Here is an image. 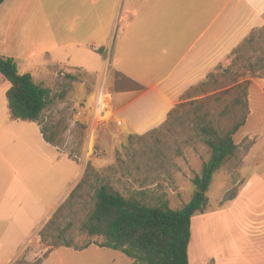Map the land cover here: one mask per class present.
I'll use <instances>...</instances> for the list:
<instances>
[{"label": "rangeland", "instance_id": "1", "mask_svg": "<svg viewBox=\"0 0 264 264\" xmlns=\"http://www.w3.org/2000/svg\"><path fill=\"white\" fill-rule=\"evenodd\" d=\"M99 3L100 0H70L63 7L58 2L56 9L63 11L59 20L60 38L67 40L73 34L84 37V27L89 25L93 10L102 8ZM128 5L127 0L119 3L105 45L109 51L106 57L92 56L87 69L91 73L79 68L69 70L77 75L75 81L64 77L68 73L64 68L33 70L38 68V60L27 62L24 58L34 47L27 31L22 44L10 42L7 52L20 56L16 60L18 72L25 73L26 69L33 75L36 72L34 81L49 88L52 97L37 123L13 120L5 98L9 82L0 74V165L4 158L19 174L25 175L29 197L24 235L35 232L36 222L44 217V212L59 200L55 210L61 206L80 181L82 186L62 208L57 228L47 233L46 242L37 239L25 245L20 236V242L0 243V264H5L10 254L19 249L22 253L15 264H129V258L122 252L100 247V237H90L79 230L81 221L93 207L94 189L105 184L110 191L130 199L140 197V191H144L149 204L165 200L172 209L182 208L196 191L191 179L200 174L202 163L211 156V149L204 142L206 135L200 130L202 126L211 128L219 137L234 123L247 118L246 124L233 135L235 153L212 176L206 193V211L223 207L228 202L225 197L238 190L245 175L264 170V25L246 35L226 61L216 66L204 86L199 84L190 89L184 101L170 111L158 128L141 135L132 134L129 140L126 133L112 127L113 116L90 133L94 92L103 83L110 91L114 90L117 78L109 53L114 57L116 44L129 33L128 23L117 22L119 13ZM41 6L47 8L49 0ZM216 6L203 5V27L212 19L211 12ZM52 7H55L53 3ZM67 15L71 29L68 27V32L61 35ZM72 22L75 24L71 25ZM10 39L13 40V33ZM123 84L132 86L127 81ZM40 128L50 142L41 136ZM81 169L82 174L74 181ZM5 175L0 172V186L7 182ZM10 180L14 178L10 176ZM29 198L38 205L30 203ZM60 229L64 232L55 240ZM66 239L71 240L69 247L63 242ZM54 240L57 244L49 246Z\"/></svg>", "mask_w": 264, "mask_h": 264}, {"label": "crops", "instance_id": "2", "mask_svg": "<svg viewBox=\"0 0 264 264\" xmlns=\"http://www.w3.org/2000/svg\"><path fill=\"white\" fill-rule=\"evenodd\" d=\"M44 1L3 0L0 4V55L15 61L20 59L7 51L10 42L22 44L27 31L34 47L24 58L27 62L38 60L34 71L64 68L69 72L79 68L90 72L87 69L92 64V56L106 57L109 52L105 45L121 0H100L102 8L93 10L89 25L84 27L85 36L73 34L67 40L60 38L59 20L63 11L57 10L56 5L61 1L66 7L70 0H49L45 9L41 6ZM127 1L129 5L119 13L117 22L128 23L129 33L116 44L114 57L109 53L112 68L142 87L141 90L111 91L112 127L127 136L141 135L162 125L170 111L184 101L185 92L213 74L216 66L226 61L253 28L264 25V0ZM204 4L217 5L205 27L201 21ZM69 20L67 15V25L62 26L61 35L68 32V27L71 29ZM12 33L13 40L10 39ZM99 48L103 49L100 53ZM24 71L33 75L27 69ZM43 74L48 76V73ZM247 99L249 104V94ZM246 122L247 118L241 127ZM2 160L5 163H1L0 172L6 174L7 182L0 186V243H17L21 236L26 245L40 239L38 231L60 200L43 213L44 217L36 222V231L26 237L23 231L27 226L29 193L25 175ZM81 174L82 169L74 181ZM243 179L234 198L223 207L191 217L188 264H264V170L249 173ZM29 202L38 205L32 198ZM21 253L22 249L12 252L5 264H13ZM132 262L129 258V264Z\"/></svg>", "mask_w": 264, "mask_h": 264}, {"label": "trees", "instance_id": "3", "mask_svg": "<svg viewBox=\"0 0 264 264\" xmlns=\"http://www.w3.org/2000/svg\"><path fill=\"white\" fill-rule=\"evenodd\" d=\"M2 2L3 0H0V4ZM102 50L99 48L97 51L100 53ZM0 74L10 84L5 92L10 118L38 122L42 111L52 102L50 89L36 83L29 73H19L12 57L0 55ZM115 76L117 79L114 81V90L142 89L136 82L118 72ZM64 77L69 81L78 79L77 75L70 72L65 73ZM211 77L209 74L206 79ZM206 79L200 83L202 86L206 84ZM123 81L132 86H125ZM244 122L245 119L242 118L219 137L211 128L201 127V132L206 135L204 142L211 149V156L208 161L202 163L200 174L191 179L196 191L182 208L172 209L165 200L149 204L145 200L144 191H140V197L130 199L110 191L107 185L100 184L94 189L93 207L81 221L79 230L87 236L100 237V247L122 252L133 260L132 264H188L190 219L195 214L206 212V193L212 176L235 153L237 145L233 141V135ZM41 133L46 141H51L44 129H41ZM131 137L132 135H129L128 139L131 140ZM81 186L82 181L41 227L38 232L41 241L46 242L47 233L56 230V222L62 216V208L69 204ZM235 195L236 192L226 196L225 200L229 201ZM63 232L64 229L58 230L55 240L60 239ZM55 240L49 246L57 244ZM63 242L69 247L71 240L66 239Z\"/></svg>", "mask_w": 264, "mask_h": 264}, {"label": "built area", "instance_id": "4", "mask_svg": "<svg viewBox=\"0 0 264 264\" xmlns=\"http://www.w3.org/2000/svg\"><path fill=\"white\" fill-rule=\"evenodd\" d=\"M114 114L112 93L104 83L100 84L94 92L93 107L91 112L90 128L96 129L104 121L111 119Z\"/></svg>", "mask_w": 264, "mask_h": 264}, {"label": "bare ground", "instance_id": "5", "mask_svg": "<svg viewBox=\"0 0 264 264\" xmlns=\"http://www.w3.org/2000/svg\"><path fill=\"white\" fill-rule=\"evenodd\" d=\"M90 145H91V139H90V141H89V147H90Z\"/></svg>", "mask_w": 264, "mask_h": 264}]
</instances>
